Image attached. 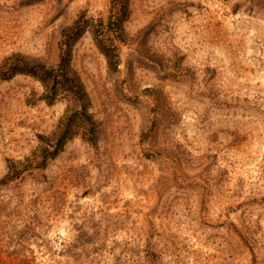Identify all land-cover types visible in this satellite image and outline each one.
<instances>
[{
    "label": "rangeland",
    "instance_id": "obj_1",
    "mask_svg": "<svg viewBox=\"0 0 264 264\" xmlns=\"http://www.w3.org/2000/svg\"><path fill=\"white\" fill-rule=\"evenodd\" d=\"M108 7L0 0V63L55 64L62 30ZM128 7L116 72L89 33L71 48L93 144L75 135L27 169L55 149L66 102L0 80V264H264V0ZM8 163L26 171L8 181Z\"/></svg>",
    "mask_w": 264,
    "mask_h": 264
},
{
    "label": "trees",
    "instance_id": "obj_2",
    "mask_svg": "<svg viewBox=\"0 0 264 264\" xmlns=\"http://www.w3.org/2000/svg\"><path fill=\"white\" fill-rule=\"evenodd\" d=\"M129 18L128 0H109L105 17L97 20L80 15L72 25L64 28L58 43V58L53 65L30 62L20 56H10L0 63V80H9L23 75L36 80L41 88V99L48 105H53L60 99L66 102V114L60 123L56 136V147L48 151L46 143L34 158H27L25 166L43 169L49 160L54 159L60 149L73 136L79 135L93 144L95 142V124L89 113L90 101L79 78L71 70V48L85 33H89L95 47L104 57L110 72H116L119 67V42L123 26ZM8 163V181L17 180L26 168L23 163ZM22 166V167H21ZM86 234L79 237L81 247L89 245ZM18 264H28L24 251L18 253Z\"/></svg>",
    "mask_w": 264,
    "mask_h": 264
}]
</instances>
